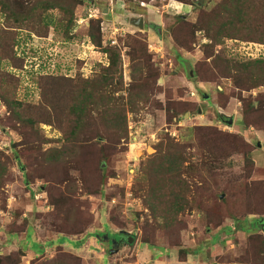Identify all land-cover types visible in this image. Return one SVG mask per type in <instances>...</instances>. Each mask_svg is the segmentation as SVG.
<instances>
[{
  "label": "rangeland",
  "instance_id": "374dc122",
  "mask_svg": "<svg viewBox=\"0 0 264 264\" xmlns=\"http://www.w3.org/2000/svg\"><path fill=\"white\" fill-rule=\"evenodd\" d=\"M19 1L30 7L36 0ZM73 1L70 38L59 11L44 16L49 32L40 38L14 29L0 9V96L40 107V84L50 76L60 95L68 90L76 101L80 91L74 92L70 82L96 77L109 66L102 50L115 48L124 86L117 93L116 84L105 95L134 101L144 94L146 99L136 111L128 100L127 136L117 151L107 148L111 144L96 110L85 133L89 142L78 152L82 142L68 139L66 125L41 123L33 132L16 123L1 99L0 164L6 176L0 187V264H44L60 250L81 264H253V255L242 254L255 232L239 230L236 222L250 229V222L259 221L257 231L264 236L262 207L243 200L247 187L264 183V112L244 111L245 102L264 107V85L241 88L236 80L247 86L245 78L224 67L228 61L264 59V43L245 41L240 32L214 45L202 14H210L222 0ZM139 18L143 30L131 23ZM98 26L102 47L88 37ZM11 56L24 60L23 70L12 67ZM230 118L231 127L223 122ZM97 132L103 136L93 139ZM167 137L187 147L201 172L187 178L192 205L180 217L185 227L179 233L169 232L168 219L155 216L143 199L152 184L141 175L142 165ZM65 145L75 152L63 159L58 152ZM138 178L144 179L143 190ZM113 232L135 236L136 242L123 241L113 251L110 242L97 240L98 234L122 240ZM33 236L46 245L40 247ZM83 237L93 239V246L78 240Z\"/></svg>",
  "mask_w": 264,
  "mask_h": 264
},
{
  "label": "trees",
  "instance_id": "16d2710c",
  "mask_svg": "<svg viewBox=\"0 0 264 264\" xmlns=\"http://www.w3.org/2000/svg\"><path fill=\"white\" fill-rule=\"evenodd\" d=\"M141 1L149 2L152 0ZM177 1L187 3V0ZM199 1L202 2L204 0ZM25 5L21 4L19 0H0V9L13 21L15 25V27L13 26L14 29L17 31L24 29L37 37L47 38L49 26L45 23L44 16L50 11H59L67 21L66 35L70 38L75 7L73 0H36L30 7ZM196 6L200 8L201 5L196 3ZM202 15L205 18L204 21L209 22L208 32L211 34L210 37L215 46L219 45L223 38H237L240 32L243 33L241 38L245 41L264 43V0H222L210 14L203 13ZM88 37L95 46L102 47V35L99 26L96 29H91L88 32ZM10 48L12 54L13 45ZM102 52L108 56V67L102 66L100 73L92 79L70 82L76 87L74 92L80 91L76 101L70 100L68 90L65 91L66 93L60 95L50 76L42 78L40 84L42 92L40 107L35 106L36 108H32L33 106L24 104L15 97L7 95L0 96V101L2 99L7 105L16 123L23 124L33 132L38 131L37 127L41 123L45 125H52L51 123L66 125L70 129L68 139H72L73 142L77 143L82 142V145H76V152L83 149V144L89 142L85 133H87L90 122L93 119L91 113L98 110V114L100 115L99 121L104 125L106 130L104 133L97 132L93 139L105 135L109 145L111 144V147L107 148L111 151H117L118 145L127 136L128 100L130 105L134 106V111H136L138 110V104L143 102L146 96L144 94L139 95L133 101L132 97L126 100L124 96L105 95L108 89H115L117 85L116 92L122 91L124 79L119 51L115 48H105ZM7 61L13 68L18 67L17 69L21 68L23 70V59H15L11 56L7 58ZM16 62H19V66L15 65ZM139 70H142L140 64ZM224 71H228L229 73L234 71L238 74L237 78L243 76L245 78V85L247 86H244L238 79L236 80L237 85L241 88L256 89L264 85L263 58L250 59V61L241 64L228 61L224 67ZM67 81L70 80H65V82ZM52 87L56 91L54 95L51 93ZM139 87L142 88L143 86ZM244 111L250 115L260 114L264 112V107H260L258 110L254 102H245ZM186 149L185 145L179 144L167 137L160 142L153 155L142 165L141 169V175H144L143 178L152 184V188L149 187L146 190L145 198L143 197L144 202L155 216L162 218L161 216L163 215L168 219L167 229L173 233H179L185 227L180 217L192 205L189 200V192H191L190 182L187 178L191 179L192 175L201 173L198 164L191 161L192 158L187 154ZM75 151L68 145H65L63 151L58 153L64 159L73 155ZM189 171L193 174H188ZM5 176L6 172L0 164V187L4 183ZM144 179H137L139 186L144 182ZM165 186L167 190L166 196L163 194ZM143 187L146 186H141V190H143ZM243 200L254 202L258 207H262V211L264 212V183L254 184L251 190L247 187L246 192L243 191ZM233 218L238 219L239 217L234 215ZM259 223L256 220L252 223L250 222L249 226L251 228L249 229L245 226H240L244 224L241 221L238 220L236 222L239 230L248 234L252 231L255 232L249 236L244 253L242 254L243 256L247 254L253 255L255 258L251 262L253 264H264V236L257 231ZM133 238L134 245L136 237L133 236ZM240 260V262L244 261L241 258ZM242 263L246 264V262ZM44 264H81V259L62 253V250H60L55 259L49 260Z\"/></svg>",
  "mask_w": 264,
  "mask_h": 264
},
{
  "label": "crops",
  "instance_id": "0c3cea01",
  "mask_svg": "<svg viewBox=\"0 0 264 264\" xmlns=\"http://www.w3.org/2000/svg\"><path fill=\"white\" fill-rule=\"evenodd\" d=\"M29 231L30 230H28L27 232H26V237H28V234H29ZM115 235H121L122 236V240H117V239H114V240H116L118 243H119V245H118V247H122V242L124 241H126L128 238H127V234L125 233H123V232H113ZM93 235H95V234H93ZM93 235H91V236H93ZM104 235V234H103ZM86 237H88V236H86ZM86 237H83V238H80V239H78V240H84L86 243V247H92L93 246V244H92V241H93V239H91L90 237L89 238H86ZM106 237H108V236H106ZM106 237L105 236H100L99 234H98V237H97V240H99V242L101 241H103V242H105V243H111V240L109 239V241H107L106 240ZM33 238H34V236H33ZM35 239H37V238H34L33 239V242H35L36 244H39L40 242H39V240L37 239V240H35ZM89 239V240H88ZM88 240V241H87ZM95 242V241H94ZM95 244V243H94ZM112 244V243H111ZM39 245H41V244H39ZM46 244H44V245H41L40 247H44ZM61 248H64V247H61ZM64 249H66V248H64ZM117 251V250H116ZM147 251H149L148 249L146 250V252ZM148 253H151L150 251L148 252ZM84 254H86V256H88V255H91V254H89V253H87V252H85ZM151 255V254H150ZM158 261H154L152 264H156ZM174 263H176V261H173ZM170 263V264H174V263ZM181 264H186V262L185 263H181Z\"/></svg>",
  "mask_w": 264,
  "mask_h": 264
},
{
  "label": "water",
  "instance_id": "95a60500",
  "mask_svg": "<svg viewBox=\"0 0 264 264\" xmlns=\"http://www.w3.org/2000/svg\"><path fill=\"white\" fill-rule=\"evenodd\" d=\"M131 23L134 25V26H137L138 28H140V29H144V26H145V22H144V20H143V18H139V19H137V20H131ZM191 75L193 76V73H191ZM188 116V115H187ZM223 122H227V124H228V126H233V124H234V120H233V118H230L229 120H227V121H223ZM258 146H261L260 145V143H258ZM221 198H224V195H222L221 196ZM124 234H125V232H123ZM106 240L107 241H109V239H108V237H106ZM133 241H134V238L133 237H129L127 240H126V242L128 243V244H133ZM111 243H112V245H113V251H116L117 250V248H118V245H119V243L116 241V240H113V241H111Z\"/></svg>",
  "mask_w": 264,
  "mask_h": 264
},
{
  "label": "flooded vegetation",
  "instance_id": "af4514ba",
  "mask_svg": "<svg viewBox=\"0 0 264 264\" xmlns=\"http://www.w3.org/2000/svg\"><path fill=\"white\" fill-rule=\"evenodd\" d=\"M158 30V29H157ZM159 31V30H158ZM160 33V32H159Z\"/></svg>",
  "mask_w": 264,
  "mask_h": 264
}]
</instances>
